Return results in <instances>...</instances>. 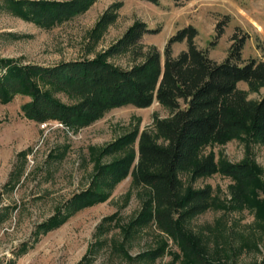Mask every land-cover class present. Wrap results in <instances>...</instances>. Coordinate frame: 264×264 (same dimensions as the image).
Segmentation results:
<instances>
[{
	"label": "rangeland",
	"instance_id": "374dc122",
	"mask_svg": "<svg viewBox=\"0 0 264 264\" xmlns=\"http://www.w3.org/2000/svg\"><path fill=\"white\" fill-rule=\"evenodd\" d=\"M12 1L0 0V57L22 64L53 66L93 58L114 45L137 21L155 29L145 33L141 43L145 48L156 46L163 60L169 38L188 25L199 31L197 46L208 50L218 62L228 57L234 34L238 39L247 35L244 61L263 56L264 0H159L158 4L94 0L85 12L51 25L22 17ZM116 3V20L95 32L102 15ZM219 24L223 26L220 30ZM186 47V41L175 43L173 54ZM110 60L123 68L135 63L131 53L114 55ZM238 87L252 100L264 94V86L251 90L247 82L240 81ZM56 96L72 102L63 92ZM30 99L18 94L8 103L0 102V264H78L90 249L91 264H185L179 244L155 223L127 240L115 224L116 219L129 222L143 206L146 188L134 185L130 175L115 186L107 200L79 210L56 229L35 233L38 224L48 220L57 206L89 187L94 173L90 146L103 147L134 129L154 133L155 118H168L170 109L157 101L145 108L132 104L114 107L93 124L73 130L55 126L57 120L26 118L21 107ZM45 122L49 125L42 128L40 124ZM22 151L26 155H21ZM209 152L235 163L250 158L264 178V144L256 138L243 134L225 144L212 143L203 150L204 154ZM115 156H106L104 161ZM181 179L185 186L212 188L214 204L185 224L203 239L207 255L221 264H262L264 219L249 204L236 206L231 190L235 180L222 173L196 179L183 173ZM256 192L258 198H264L262 191ZM113 215L115 220H108ZM104 220L106 230H99ZM97 239L107 242L94 247ZM122 241L133 257L164 243L166 250L154 260H131L112 245ZM23 245H27L25 250Z\"/></svg>",
	"mask_w": 264,
	"mask_h": 264
},
{
	"label": "trees",
	"instance_id": "16d2710c",
	"mask_svg": "<svg viewBox=\"0 0 264 264\" xmlns=\"http://www.w3.org/2000/svg\"><path fill=\"white\" fill-rule=\"evenodd\" d=\"M93 2L13 0L12 6L26 19L51 25L85 12ZM118 7L116 3L105 11L95 32L116 20ZM222 28L219 24V30ZM154 31L137 21L114 45L95 57L53 66L22 64L14 58L0 57V102L8 103L18 94L29 96L31 99L22 104L21 110L36 122L57 120L78 130L93 124L111 108L128 104L145 108L157 101L171 111L168 118H155L154 133L134 129L103 147L90 146L94 173L89 187L57 206L48 220L38 224L35 233L56 229L79 210L107 200L115 186L130 175L134 185L146 188L142 209L127 223L115 220L114 215L108 219L115 220L125 239L155 223L179 244L185 264H221L207 255L203 239L185 227L189 219L214 204L212 188L185 186L181 175L190 173L196 179L222 173L232 177L236 206L249 204L264 219V198H258L256 192L264 193V178L258 166L250 158L235 163L224 157L217 159L214 152L203 153L209 144H225L243 134L264 144V94L252 100L238 87L240 81L247 82L251 90L264 86V49L261 59L244 61L242 50L247 35L238 39L234 34L228 57L218 62L208 50L197 46L199 31L188 25L169 38L163 60L156 46L145 48L141 43L145 33ZM182 41L187 47L174 55L173 45ZM122 53H131L135 59L129 68L110 60ZM59 92L72 102L57 97ZM20 154L24 156L26 152ZM109 155L116 156L104 161ZM106 221L99 230H106ZM105 242L97 239L93 246ZM112 245L131 260H154L166 250L164 243L133 257L124 241ZM23 246L25 250L27 245ZM92 252L88 250L78 264H91Z\"/></svg>",
	"mask_w": 264,
	"mask_h": 264
},
{
	"label": "built area",
	"instance_id": "2783aa9c",
	"mask_svg": "<svg viewBox=\"0 0 264 264\" xmlns=\"http://www.w3.org/2000/svg\"><path fill=\"white\" fill-rule=\"evenodd\" d=\"M48 125H49V122H45V123H41V124H40V126H41L42 128H47ZM55 126H64V124H63L62 122H60V121H57V122L55 123Z\"/></svg>",
	"mask_w": 264,
	"mask_h": 264
}]
</instances>
